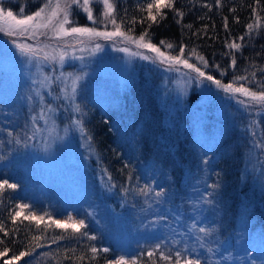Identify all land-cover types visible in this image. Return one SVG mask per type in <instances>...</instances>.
<instances>
[{
	"label": "trees",
	"instance_id": "1",
	"mask_svg": "<svg viewBox=\"0 0 264 264\" xmlns=\"http://www.w3.org/2000/svg\"><path fill=\"white\" fill-rule=\"evenodd\" d=\"M41 2L43 0L4 3L16 11L24 6L25 11L31 13L42 6ZM113 2L116 5L117 22L123 18L126 30L130 26L127 22L133 17L139 21L144 15L138 5L148 0ZM175 6L184 15L177 17L166 9V18L158 24H152L149 29L153 43L159 44L164 40L174 46L183 44L187 53L195 50L197 55L208 61L209 66L201 65L202 68L224 83L232 81L235 76L248 75L250 83L246 86L255 88L264 80V0H221L220 4L216 0H176ZM98 12L95 6L94 14ZM73 13L74 20L81 24L88 23L80 11ZM257 16L260 17V28L249 35L246 25L254 23ZM147 27V24L137 22L133 26V34L138 36ZM241 36L245 38L243 42L238 39ZM233 41L242 43V49H230L228 45ZM170 51L176 54L178 47ZM233 56L236 59L234 67L231 66ZM193 57L196 56L190 58ZM252 72L256 76H251ZM145 89L142 87L140 91ZM138 97L140 99L134 101V106H130L127 101V108L120 110L119 119L114 120L111 115L106 116L96 103H85L86 107H82L84 129L88 137H91L90 145L95 147L94 154L90 155V161L83 169L85 178L80 176L83 180V195L86 197L89 192L88 200H78L73 196L80 193L75 192L74 188H64L69 173L55 163V154L52 158L48 157L46 163L34 157L30 149L34 133L28 128L26 120L15 119L13 114L16 112L13 109L22 110L23 104L0 102V179H8L19 185L16 190L5 189L0 193V222L8 231V235L0 232V241H3L0 243V251L5 247L9 249L7 255L0 258V264L22 250H28L26 246H29L33 235H44L43 246L16 264H105V260L122 255L135 256V252H125V245L108 235L122 230L121 225L106 231L96 226L95 220L101 213L115 215L127 223H130L129 218L133 215L140 220L147 205L146 198L152 205L150 220L160 222L158 218H161L164 225L170 227L174 237L179 232L187 234L190 231L184 223L181 224V220L184 221L181 207L191 202L193 188L200 179L198 158L189 151L192 131L200 128L188 112L194 102L189 106L185 102L180 107L167 108L161 106L155 98ZM208 97L219 98L217 93ZM195 98L199 100L198 92L190 95V100ZM46 102L49 100L46 99ZM211 104L216 109H205L204 114L207 115H200V119L207 118L209 124L220 125L217 122L219 102ZM225 114L229 116L227 112ZM196 119L198 122V117ZM131 120L135 124H131ZM122 126H125L127 133ZM134 126H138V133ZM116 131L124 142L116 140ZM125 134H129L126 139ZM241 135L245 137L244 132ZM17 139L20 140L19 144L16 143ZM239 148L241 156L229 154V149L224 147L217 149L218 156L212 160L211 168L207 164L205 174L209 188H205L203 194L215 200L222 208L217 216H208L213 219L208 220L207 217V222L210 226H218L214 237L218 240L217 244H222L221 248L232 242L230 250H237L241 244L237 242V237L235 240V234H240L245 240L244 246H250L249 250L254 252L257 250L255 241H264V158L259 153L256 160L257 154L248 158L243 156L245 148ZM47 152L48 147H40L42 156ZM247 154H251L250 149ZM206 157L209 155L204 154L201 160ZM213 184L219 187H210ZM145 185L149 186L148 190L141 191ZM160 189L164 193L156 197L155 193ZM18 202L28 203L30 209L46 214V219L48 216H62L73 211L86 222L87 227L82 231H87L89 236L94 235L96 239L91 240L79 234L72 236L71 230L57 229L55 225L48 228L46 233H41L35 221H26L23 217L13 224L10 213ZM50 223L44 220L39 228L43 229ZM59 235L65 238L52 242V238ZM134 242L138 244L137 252L143 251L142 260L148 261L150 243L146 241L140 246V237ZM90 245L98 249H111L107 253L100 252L93 259L87 251ZM67 249H75V252H68ZM44 253L46 255H42ZM81 255L84 256L83 260L75 259ZM203 257L201 260L204 264H215L209 256ZM145 264L159 263L151 261Z\"/></svg>",
	"mask_w": 264,
	"mask_h": 264
},
{
	"label": "rangeland",
	"instance_id": "2",
	"mask_svg": "<svg viewBox=\"0 0 264 264\" xmlns=\"http://www.w3.org/2000/svg\"><path fill=\"white\" fill-rule=\"evenodd\" d=\"M16 1L20 2L22 0H3V6L16 13L18 11L7 7L4 3ZM26 1L28 0H23L24 3ZM44 2L45 0L41 3L43 4ZM95 6L99 12L94 14V16L99 17L103 6L93 0L90 3L93 13ZM24 10H26L25 7ZM77 10L87 18L81 9L74 7L70 15V21L74 22L76 26H97L90 21L87 24H81L74 20L73 12ZM25 13L31 14L32 12L25 11ZM107 27L111 30L112 25L108 24ZM40 39L45 44L51 43L54 45L56 43L44 38ZM82 39H84L82 44H76L75 41L69 40V43L74 44L75 48L69 47L67 49L69 54L63 64L45 61L42 58L29 64L24 57L17 53V50L10 42V38L0 34V102L23 104L22 110L13 109L16 112L12 113L15 115V119L26 120L28 128L32 129L35 138L32 139L30 149H32L34 157L46 163V159L48 157L52 158L53 154H55V163H58L59 167L65 168L67 174L69 173L68 179L64 183V188L66 190L74 188L75 192L80 194L73 197L78 200H88L89 192L86 197L83 195V180L81 177L85 178L83 169L89 163L90 155L94 154L95 147L90 145L91 141L83 125V117L85 116H83L82 107H86L85 103L100 105L104 114L108 117L111 115L114 120L119 119L120 110L124 111L127 108V101L130 106H134V101L140 99L138 96L155 98L161 106H167V108L170 106L180 107L185 102L189 106L191 102H194L188 112L196 125L199 123L200 128H195L192 131L193 139L189 151L193 152L195 157L198 158L200 179L193 188L191 202L181 207L184 216V221L181 220V224L184 223L190 229L194 219L198 227L207 226L212 231L205 235L198 233L196 230H191L187 234L179 232L174 237L170 227H166L161 218H158L160 222L153 219L150 220L151 212L153 213V211H151L152 205H150L148 198L145 199L147 205L141 214L140 220L133 215L129 218L130 223H127L115 215H103L101 213L95 220L96 226L108 231L121 225L122 230L110 232L108 235L114 236L117 242L123 243L125 252H135V256L139 258V264L151 263V261L159 264H168L161 258L159 260L160 252L165 255H174L176 251H182L184 255H192L200 259L203 256H209L215 264H264V241H258V239L255 241L257 250L254 252L249 250L250 246H244L245 240L240 234H235V240L237 237V242L241 244L237 250L235 248L230 250L232 242L227 244L225 248H221L222 244H217L218 240L215 239L214 235L218 226H210L207 222V217L217 216L222 211V208L215 200L203 194L205 188H209L208 177L205 174L207 171L206 167L208 164L209 168H211L212 160H215L218 156L217 149L224 147L227 150L229 149V154L241 156V153H239L241 150L239 147L241 146L245 148L243 156L246 155L251 158L257 154L256 160L259 153L264 158V150L256 147L257 143H264V108L246 107L238 102L244 99L242 96L225 93L206 80H197L195 73L182 66L179 71L176 69L169 70L167 66L158 62L154 63L139 56H132L122 51V49L128 46L135 52L137 51L135 46L127 45L120 39ZM29 42L35 43V41ZM95 43L101 45L99 50H94ZM142 51L146 55H151L147 50ZM190 62L202 67L196 57L190 58ZM42 73H49L54 78L60 77L55 84L45 85L41 89L45 95V102L48 99V103L53 105V111L49 113L47 123L40 118V101L32 91L34 87H39V85L34 86L32 80L42 79ZM83 73H86V75H83ZM76 74H81L82 79L77 83L75 98L74 100H65L64 97L66 95L72 96V76ZM142 87L147 89L140 91ZM49 88H51L50 95L48 94ZM65 89H67L66 92L64 91ZM192 92H198L199 100L197 98L190 100ZM216 93L219 97L218 99L208 97L210 94ZM30 95L33 97L32 100L27 99ZM211 102H219L220 113L217 114V122H220V125L209 124L210 120L207 118L200 119V115L205 113V109L208 111L216 109ZM76 105H79V112L75 110ZM204 115H207V113ZM34 118L35 124L33 122ZM76 120H80L82 125L75 124ZM130 123L135 124L133 120ZM37 127L39 131L36 130ZM122 129L127 133L125 126H122ZM137 129L138 126H134L136 133H138ZM242 132H244L245 137H242ZM235 135L238 136L233 137ZM126 136H129V134H125V139ZM115 137L117 141L124 142L118 131H116ZM40 147H48V152L43 156L40 153ZM249 149L251 154H247ZM204 154H208L209 157L201 160ZM205 197H207V201ZM147 210L150 211L146 212ZM29 211L38 216L43 215L34 209H25L24 214H28ZM69 214L77 221L80 219L73 211L52 218L65 220ZM210 219L212 220L213 218L208 217V220ZM187 220H189L188 223L186 222ZM45 221H49L48 218H45ZM178 222H176L177 228L180 227ZM238 227L241 226L239 225ZM138 237H140V246L146 241L150 243L147 253L149 251L154 252V255L148 261L142 260L144 255H141V253L143 251L141 253L137 252L138 244L136 245L134 241ZM199 237H203V240H200ZM157 244L161 245L159 249L155 248ZM201 245L203 246L201 247ZM185 246L189 249L195 248L196 251L183 252ZM105 248L111 249L110 247ZM123 256L129 259L132 257ZM202 264H204L203 261Z\"/></svg>",
	"mask_w": 264,
	"mask_h": 264
},
{
	"label": "snow or ice",
	"instance_id": "3",
	"mask_svg": "<svg viewBox=\"0 0 264 264\" xmlns=\"http://www.w3.org/2000/svg\"><path fill=\"white\" fill-rule=\"evenodd\" d=\"M91 2H93V0H45L38 10L31 14H26L24 7H21L18 12L14 13L11 9L5 8L3 6V0H0V34L10 38V42L17 50V53L24 57L29 64L41 58L45 61L63 64L69 54L67 49L69 47L75 48V45L70 44L69 40L75 41L76 44H82L84 43V39L82 38H87L88 40H95L96 38H103L104 40L120 39L127 45L135 46L137 49L135 52L128 46L122 49V51L132 56H139L144 60H151L154 63L158 62L159 64L167 66L169 70L176 69L179 71L182 66L190 72L195 73V78L197 80H206L225 93L242 96L244 99L238 102L244 104L246 107L255 106L257 108H264V80H261L255 88L246 86V84L250 83V77L248 75L235 76L232 81L224 83L221 79H217L212 74L206 72L204 68L198 66L196 63L190 62V57L194 55L196 59L200 61L201 65L204 67L209 66L208 61L203 56L197 55L195 50H192L191 53H187L183 44L174 46L173 43L165 42L164 40H161L159 44L152 42L149 29L152 24H158L166 18V9L171 10L177 17H182L184 15V13L175 6L176 0H148V2L138 5L140 11L144 13V15L140 17L139 21L133 17L131 21L127 22L130 26H128L126 30H124L126 21L123 18L120 19L119 23L117 22L116 5L113 0H96V2L101 3L103 6L102 13L99 17L94 16L93 9L90 7ZM216 3L220 4L221 0H216ZM74 7L81 9L86 14L87 20L97 26H76L74 22L70 21V15ZM259 21L260 17L257 16L254 23H248L246 25L249 35H251L254 30L260 28ZM137 22L148 25L138 36L133 34V26ZM108 24L112 25L111 30L108 29ZM40 38H44L48 41H55L56 43L54 45L51 43L45 44ZM238 39L243 42L245 38L241 36ZM29 41H35V43ZM228 46L233 50L242 49V43L235 41ZM176 47H178V51H176V54H173L170 50ZM100 48L101 45L99 43L94 44V50H99ZM142 50H147L151 55H146ZM235 64L236 59L235 56H233L231 66L234 67ZM216 67L219 66L217 65ZM221 74L223 75V72ZM83 75H86V73H83ZM250 75L254 77L256 73L252 72ZM42 77V79L32 80L34 86L39 85V87H34L32 91L40 101V118L47 123L49 113L53 111V105L45 102V95L41 89L44 88L45 85L55 84L56 80L60 79V77L54 78L49 73H42ZM81 79V74L72 76V96L66 95L64 97L65 100H74L77 83ZM64 91L66 92L67 89ZM48 94H51V88L48 89ZM27 99L32 100L33 97L30 95ZM75 110L77 112L80 111L79 105L75 106ZM33 122L35 124V118ZM75 124L82 125V122L76 120ZM36 130L39 131V128L37 127ZM253 135H255V133H253ZM31 138H35L34 135ZM89 139H91V137H89ZM16 143L19 144L20 140L17 139ZM256 147L264 150V143H257ZM18 187V184L10 183L8 179H0V193H3L5 189L16 190ZM148 187V185H145L141 191H147ZM210 187L218 188L219 185L213 184ZM163 193L164 190L160 189V191L155 193V196L160 197ZM208 195H211V193ZM205 200L207 201V197H205ZM25 209H30V205L18 202L14 206L13 212L10 213V219L13 224L23 217V220L35 221L38 231L41 233H46L48 228L55 225L57 229H63L65 231L71 230L72 236L79 234L88 236L91 240L96 239L94 235L89 236L87 231H82L87 227L84 219H79L77 221L71 214H69L65 220L53 219L51 216H48V220L51 221V223L47 224L43 229H40L39 225L45 220L46 214L38 216L29 211L28 214L25 215ZM191 230H196L198 233L205 235H208L212 231V229L206 227H198L194 219L190 226V231ZM0 232H4L5 235H8V231L5 229L2 222H0ZM64 238L63 235H59L52 238V242ZM44 239V235L31 236L29 246H26L28 250H22L18 255H12L8 259H5L3 264H16L21 258L32 256L36 249L43 246L42 241ZM199 239L203 240V237H199ZM0 243H3V241H0ZM202 246L203 245H201V247ZM160 247V244L155 245L156 249ZM66 251L75 252V249H67ZM87 251L91 253V258L94 259L100 252L107 253L110 249H98L95 245H90ZM195 251V248L189 249L187 246H185L183 250V252ZM209 251H211V249H209ZM8 252L9 249L5 247L3 251H0V258L5 257ZM42 255H46V253ZM141 255L144 254L141 253ZM153 255V251L147 253L149 259H151ZM160 258L168 262V264H202L200 258L192 255H184L182 251H176L174 255H165L163 252H160ZM75 259L83 260L84 256L81 255ZM105 264H139V258L137 256H132L129 259L122 255L112 260H105Z\"/></svg>",
	"mask_w": 264,
	"mask_h": 264
}]
</instances>
